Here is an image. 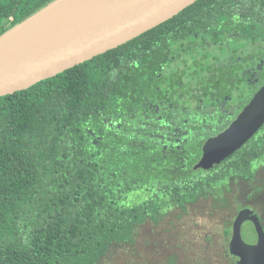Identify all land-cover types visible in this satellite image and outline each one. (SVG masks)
Instances as JSON below:
<instances>
[{"label": "trees", "instance_id": "16d2710c", "mask_svg": "<svg viewBox=\"0 0 264 264\" xmlns=\"http://www.w3.org/2000/svg\"><path fill=\"white\" fill-rule=\"evenodd\" d=\"M55 1L0 0V36ZM263 85L264 0H199L0 98V264H101L148 221L208 199L227 210L264 166V126L194 167Z\"/></svg>", "mask_w": 264, "mask_h": 264}, {"label": "water", "instance_id": "95a60500", "mask_svg": "<svg viewBox=\"0 0 264 264\" xmlns=\"http://www.w3.org/2000/svg\"><path fill=\"white\" fill-rule=\"evenodd\" d=\"M74 0H56L28 20L0 36V98L25 91L72 68L116 49L162 25L199 0H116L92 8L83 22L56 40L35 43L10 42L16 31L47 8L61 4L75 6ZM264 126V86L242 109L231 124L209 138L194 169L210 170L250 141ZM243 227L235 226V232ZM264 238V233H261ZM236 243L234 242L233 245ZM257 247V246H256Z\"/></svg>", "mask_w": 264, "mask_h": 264}, {"label": "rangeland", "instance_id": "374dc122", "mask_svg": "<svg viewBox=\"0 0 264 264\" xmlns=\"http://www.w3.org/2000/svg\"><path fill=\"white\" fill-rule=\"evenodd\" d=\"M86 1V6L98 7L116 0ZM233 194L227 210L208 199L191 205L188 213L171 212L159 224L148 221L137 228L135 243L115 244L101 264H233L231 243L240 244L264 227V166L254 185L239 183ZM235 220L243 227L236 234Z\"/></svg>", "mask_w": 264, "mask_h": 264}, {"label": "bare ground", "instance_id": "6f19581e", "mask_svg": "<svg viewBox=\"0 0 264 264\" xmlns=\"http://www.w3.org/2000/svg\"><path fill=\"white\" fill-rule=\"evenodd\" d=\"M77 2L80 3L79 0ZM74 5L70 9H63L61 4L47 8L16 31L10 38V42L25 44L56 40L62 37L90 15L92 8H81L78 4Z\"/></svg>", "mask_w": 264, "mask_h": 264}, {"label": "flooded vegetation", "instance_id": "af4514ba", "mask_svg": "<svg viewBox=\"0 0 264 264\" xmlns=\"http://www.w3.org/2000/svg\"><path fill=\"white\" fill-rule=\"evenodd\" d=\"M236 221L233 223V233L235 234L240 233L235 232ZM261 233H264V227L262 231L256 232L250 238L243 237L240 244L235 242L236 245H233L234 242L231 243L229 254L233 264H264V238Z\"/></svg>", "mask_w": 264, "mask_h": 264}]
</instances>
